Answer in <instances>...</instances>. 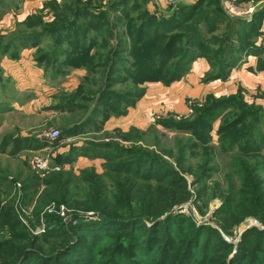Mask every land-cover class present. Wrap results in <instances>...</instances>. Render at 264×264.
<instances>
[{
    "label": "rangeland",
    "instance_id": "obj_1",
    "mask_svg": "<svg viewBox=\"0 0 264 264\" xmlns=\"http://www.w3.org/2000/svg\"><path fill=\"white\" fill-rule=\"evenodd\" d=\"M108 1L0 0V7L7 8L0 14V175H4L0 197L1 206L13 201V221L18 224L15 230L4 223L0 226V238L13 241L5 247L12 257L0 249V264L9 259L17 264L25 251L26 264H160L147 260L148 243L155 242L158 252L174 236L172 257L182 247L187 229L199 226L207 230L194 251L193 264H206L207 248L211 264H229L245 231L264 228L256 216L250 214L240 221L237 212L249 208L242 197L264 205V17L254 31L247 36L241 32L233 42L238 60L222 78H218L219 59L210 62L199 57L178 80L167 83L160 79L176 64L173 53L157 59L158 69L151 71L156 79H144L152 66L146 48L158 49L167 39L154 47L148 35L143 50L135 48L136 30L118 20L133 18L137 29L146 13L137 9L125 16L113 11L112 18L105 21L102 10H109ZM147 6L152 15H169L171 4L156 0L154 7ZM263 6L264 1L256 2L245 20L252 21ZM86 8L95 10L101 20L89 23L77 18ZM193 22L189 19L174 30L180 39L176 51L183 52L184 33ZM116 24L118 28L112 32ZM22 37L23 43L19 42ZM217 37L219 32L206 38ZM78 46L83 60L77 57ZM117 48L120 51L115 54ZM205 48L220 50L221 46L208 44ZM116 94L124 95L125 100H108L113 105L95 115L96 125L61 144L24 149L15 156L8 153L11 145L1 152L6 135L51 142L49 132L58 130L60 134L63 128L83 123L100 96ZM88 142L109 146L120 155L109 162L79 156ZM34 157H47L45 173L33 170ZM140 158L147 162L107 179L106 168L114 171L122 163ZM62 174L71 181H93L98 187L105 184L103 194L111 209L124 212L135 205L155 214L151 220L168 215L174 219L163 225L138 221L113 227L88 217L81 225L76 216L96 212L80 211L60 201L58 182L65 184L59 177ZM46 179L57 184L48 187ZM27 185H32L31 190ZM254 192L258 194L252 198ZM46 195H59L60 199L42 200ZM219 210L221 214L215 215ZM211 228L218 233L212 236ZM103 231L108 235L98 243V234L105 236ZM220 238L234 245L225 260L227 249L221 253L217 248ZM141 239L146 242L140 243ZM68 246L70 250L60 255ZM253 246L249 236L236 264H264V245L257 254Z\"/></svg>",
    "mask_w": 264,
    "mask_h": 264
},
{
    "label": "trees",
    "instance_id": "obj_2",
    "mask_svg": "<svg viewBox=\"0 0 264 264\" xmlns=\"http://www.w3.org/2000/svg\"><path fill=\"white\" fill-rule=\"evenodd\" d=\"M82 1V0H81ZM92 1V0H88ZM257 2H261L264 0H256ZM152 0H109L108 1V9H104L102 20L108 21L110 18H112V12H123L125 16H128L131 11H136L137 9L144 10L146 13L142 20L139 21V24L136 25L137 29H135V25L133 24L134 19L126 17L128 19L118 20L119 24H126L133 29L134 34L136 35V41L134 42L133 46L139 50H143V46L146 43L145 37L148 35H151L152 37V43L155 46L164 43L165 39H167V42L159 47L158 49H147L146 48V55L148 56V59L150 60V65L148 67V70L146 71V76L144 79H156L155 76L152 75V69L156 71L158 67L156 64L158 63L157 59H161V57H165L167 54H174V59L176 60L175 66L173 65V69L169 70L168 74L163 77L164 82L167 83L174 82L178 80L181 77V73L184 72L190 62H194L199 57H204L208 59L210 62H214L216 60H220V70L221 72L218 73V78H222L225 71L229 69L230 65L233 64L235 60H238L236 58V53L238 50L233 45V42L238 38V35H240L241 32L244 33V36H247L248 33L254 31L256 27L260 24V19L264 17V6L260 8L254 15L252 21L245 20V17L241 16H232L230 15L226 9L224 8V5L222 3V0H197L194 3H187V2H180L177 4H172L171 6H168L167 9L169 11V15L165 14H154L153 15L147 11H150L148 9V4H150ZM6 5V4H5ZM4 6L0 7V14L3 15L6 11L2 10L4 9ZM9 8V7H8ZM7 9V8H5ZM111 14V15H110ZM0 15V16H1ZM2 16L0 17L1 20ZM77 18L81 20V18H85L88 20L89 23H94L98 18V13L95 12L93 9H82L78 12ZM120 19V18H119ZM194 20L193 24L189 26V29L187 33H184V36L187 38L185 46L183 48V52L179 51V49L176 51L178 45H179V33L176 34L174 32L175 29H179L180 27H184L185 23L189 20ZM76 21H74L71 24H75ZM183 23V24H182ZM69 25V24H67ZM117 25V24H116ZM118 25L111 28L112 32L113 30L117 29ZM67 29V28H66ZM220 34V37L217 38H211V40H207L206 37L213 36L216 33ZM208 35V36H206ZM242 38V36H240ZM24 38H19V42H24ZM210 44L212 46L220 45V50H215L205 47ZM118 45H121L118 43ZM87 49L84 47V45L81 47V51L85 55V51ZM76 51L78 52V58H81L83 60L85 57L81 56L80 47L76 48ZM120 48L115 49V54L119 53ZM179 51V52H178ZM253 50H250V53H252ZM68 57V54L67 56ZM118 58V57H116ZM92 60V59H91ZM89 60V63L90 61ZM116 62V61H114ZM161 67H163L162 63ZM114 65V64H113ZM113 69V67H112ZM108 97V98H107ZM121 94H116L115 96H100L97 101V107L94 108L93 113L91 116H88L83 123L75 125L74 127H70L68 129L63 128L62 133L59 134V136L55 140H51V142H48L47 140H42L39 137L38 138H29V137H23L20 135H13L9 136L6 135L5 139H3V142L1 143V152H5L8 146H12L11 150H9L10 155H18L22 150L24 149H33V150H40L44 149L45 147H48L50 145H58L61 144L66 139L77 135L80 133L81 130L86 129V127H92V125H96V119L95 115L101 110L103 107H110L113 105L112 103L107 104V101L110 102L113 101V99H119L120 101L125 100ZM233 107L242 109L245 111V108L242 106H236ZM122 112V111H120ZM99 116V115H98ZM100 121V120H99ZM109 146L106 145H100L94 142H88L86 146L81 148L79 150V156H83L86 158H92V159H104L105 161H111L115 157H119L116 153H112L109 149ZM119 159V158H118ZM144 161L142 158L139 160H135V162H124L122 163L118 168H112L114 171L111 170V168H106L109 172H106L107 179L111 181V177L115 174H118L120 172H127L126 170L130 167H134L137 165L142 164ZM130 173V172H128ZM4 175H0V179H3ZM97 175L94 174L93 177H96ZM60 179L65 180V184L62 185L58 182L59 190H60V196L62 203H65L66 205H70L75 207L76 209L80 211H94L96 213H102V214H110L112 218L116 219L115 221L112 220H106L100 217H95L97 224H105L108 226L113 227H119L121 224L126 225H133L132 223L136 222H147L152 221L154 225H163L165 223H168L174 219V215H168L167 217L160 219V218H154L151 220V216L155 215L150 212H144L143 209L139 208V206H130L124 212L118 210V209H111L107 205V198H105L103 191L106 187L105 184H102L101 186H97L98 184L96 182L90 181L85 182L84 181H71L69 180V177L66 175H60ZM46 185L49 187L53 184H57V181H50L45 180ZM86 187V188H84ZM1 188V186H0ZM32 185H27L26 189L31 190ZM2 191V190H0ZM257 192H254V196L257 195ZM1 196V195H0ZM59 195H53L49 196L46 195L43 197L42 200H48L50 198L60 199ZM251 198H241V201H246V203H249V208L247 209H238L237 212L240 214L239 220L241 221L245 216H248L250 214L256 216L262 223H264V205L261 203H257L256 201L249 200ZM2 199L0 197V208L5 207L3 211H1L0 214V226H3L4 224L9 225L11 230H15L18 228V224L13 221V218L15 217V210L13 206V201L11 203L6 202L4 206H1ZM157 203H154L150 205V207L155 208ZM227 205V204H226ZM128 215L126 217L123 216H117V214ZM221 214V211L219 210L215 215ZM177 217V216H176ZM175 217V218H176ZM90 218V217H89ZM88 217L76 216L75 219L78 220V223L80 222L81 225L83 222H87L89 219ZM177 219V218H176ZM76 220V221H77ZM140 224V223H138ZM80 225V226H81ZM191 228V227H190ZM82 229V228H81ZM147 230V229H146ZM206 226H199L197 228H193V230L187 229L188 233L185 234V236L181 239L182 241V247L179 249L176 255H172L173 252V240L174 236L167 235V237H172L168 239V241L165 242V244L162 246L160 250L155 251L156 243L150 242L148 243V253H147V260L148 261H155L160 262V264H167L171 261L172 264H193L194 259L196 256L194 255L195 249H197L200 245V242L202 241L204 235H206ZM104 232V231H103ZM208 232L210 234L215 235L218 232L214 229H209ZM104 235L98 234L97 242L100 243L104 237L108 235V233L105 231ZM180 235V234H175ZM14 238L17 236V234L13 235ZM249 236L251 238L252 243H254L253 251H257L260 253L261 246L264 245V229H260L258 227L249 228L245 231L243 234L241 241L239 242V246L235 252V256L232 258L230 257L229 264H236L240 261L242 254L244 252L243 245H245V242L247 239H249ZM16 237V239H18ZM147 239V238H146ZM211 240V238H209ZM141 241L145 240H140ZM95 242V241H94ZM146 242V241H145ZM13 241H10L9 239L0 238V249H2V252L6 255H10V251L8 249L5 250V247L7 245H12ZM217 248L220 249V252L222 253L225 249L226 255L223 256L222 260L226 259V256L231 252V249H233L234 245L227 242L223 238H220V242L217 243ZM71 246L65 247L64 251L60 252V255L69 251ZM207 250V256H206V264H208V261H210V264L212 263L211 259V250L209 248ZM86 253V251H85ZM12 257V256H9ZM28 252L25 251V254L22 256V258L19 260L17 264H24L27 260ZM171 257V259H170ZM123 260V259H120ZM245 260V258H244ZM14 259H9L5 264H12L14 262ZM28 261V260H27ZM256 261V258H255ZM26 264V263H25ZM104 264V263H103ZM225 264V262H223Z\"/></svg>",
    "mask_w": 264,
    "mask_h": 264
},
{
    "label": "built area",
    "instance_id": "obj_3",
    "mask_svg": "<svg viewBox=\"0 0 264 264\" xmlns=\"http://www.w3.org/2000/svg\"><path fill=\"white\" fill-rule=\"evenodd\" d=\"M160 3H165V4H172V0H159ZM248 4H249V9L247 10V12H252L255 4H256V0H245ZM231 6L230 3H226V7L229 8ZM59 136V131L58 130H53L51 132H49L47 134V138L49 140H55L57 137ZM31 167L33 168L34 171H36L37 173H45L46 170H48L49 168V161L47 159V157L43 158V157H34L33 160L31 161Z\"/></svg>",
    "mask_w": 264,
    "mask_h": 264
},
{
    "label": "crops",
    "instance_id": "obj_4",
    "mask_svg": "<svg viewBox=\"0 0 264 264\" xmlns=\"http://www.w3.org/2000/svg\"><path fill=\"white\" fill-rule=\"evenodd\" d=\"M154 1H156V0H152V2L149 4L150 7H154L153 6ZM196 1L197 0H172V4L175 5V4L180 3V2L194 3ZM222 3L224 5V8L226 9V11L232 16L244 17L246 14L249 13V12H247V10L250 7H249V4L245 0H222ZM226 3H230L231 6L229 8H227ZM159 7L165 8V5H157V8H159Z\"/></svg>",
    "mask_w": 264,
    "mask_h": 264
},
{
    "label": "water",
    "instance_id": "obj_5",
    "mask_svg": "<svg viewBox=\"0 0 264 264\" xmlns=\"http://www.w3.org/2000/svg\"><path fill=\"white\" fill-rule=\"evenodd\" d=\"M83 217H100V218H103V219H106V220H112V221H115L116 219L114 218H111L107 215H104V214H100V213H91V214H84L82 215ZM254 221V220H252ZM256 222V221H255ZM261 229H264V228H261Z\"/></svg>",
    "mask_w": 264,
    "mask_h": 264
}]
</instances>
